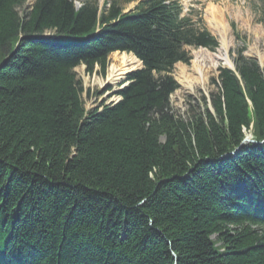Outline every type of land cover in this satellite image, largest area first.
Here are the masks:
<instances>
[{"label": "trees", "instance_id": "trees-1", "mask_svg": "<svg viewBox=\"0 0 264 264\" xmlns=\"http://www.w3.org/2000/svg\"><path fill=\"white\" fill-rule=\"evenodd\" d=\"M25 3L0 0V264H264L257 61L236 49L184 119L173 66L218 45L201 17L177 0ZM113 52L142 67L86 110L74 69L104 75Z\"/></svg>", "mask_w": 264, "mask_h": 264}, {"label": "rangeland", "instance_id": "rangeland-1", "mask_svg": "<svg viewBox=\"0 0 264 264\" xmlns=\"http://www.w3.org/2000/svg\"><path fill=\"white\" fill-rule=\"evenodd\" d=\"M32 1L26 0L25 5L19 9V12L22 13L23 9L28 7ZM80 1L74 0L75 6H78ZM109 1L98 0V5L102 8L103 3ZM118 1L124 11L133 9L137 3L136 0ZM178 1L185 12H189L193 8L200 13L205 27L218 42V46L214 51L205 48H188L189 62L187 64L178 62L173 66L171 75L176 81L178 88L170 95L169 101L174 113L185 119L189 105H196L202 96L208 97L211 92L216 91L217 87L211 82V79L216 80L219 68L227 67L221 56H219L223 53L225 45L226 56L231 63L236 54V49L242 48L246 57L257 61L264 76V0ZM114 53L119 52H113L108 56V65L104 75L99 73L97 67L94 68L92 74H87L83 65H79L74 70L77 78L82 83L83 92L81 98L86 110L99 107L101 104H113L116 102L118 99L116 93L125 84L127 73L141 67L139 62L133 60L130 62L133 69L127 70L120 75V79L116 83L108 82L106 80L108 68L111 65L117 68L123 67L120 63L121 60ZM123 54H126L125 56L128 60L132 56L127 53ZM202 79L205 81L201 84L199 82ZM246 133L248 134L249 132ZM250 137L248 136V138ZM244 143H247V140Z\"/></svg>", "mask_w": 264, "mask_h": 264}, {"label": "bare ground", "instance_id": "bare-ground-1", "mask_svg": "<svg viewBox=\"0 0 264 264\" xmlns=\"http://www.w3.org/2000/svg\"><path fill=\"white\" fill-rule=\"evenodd\" d=\"M221 41H222V39H221ZM222 44H224V43H222ZM223 46V45H222ZM221 46V47H222ZM225 47H226V45L224 46V51H223V53L222 54H220L219 56H221V59H223V61L226 63V65H227V67L229 66V67H231L232 68V63L227 59V56H226V49H225ZM217 54V53H216ZM114 55L116 56V57H118V59H120L121 61H120V63H121V65H123V67H121V68H117V67H115L114 65H111L109 68H108V74H107V77H106V80L108 81V82H110V83H116V81L118 80V79H120V75H122V74H124V72H126L127 70H131V69H133V66H131L130 65V62L131 61H137L136 59H134V57L133 56H131V58H129V60H128V58L125 56L126 54H119V53H114ZM114 56V57H115ZM215 59V58H214ZM138 62V61H137ZM198 73H200V71H198ZM201 75H202V73H201ZM204 81L205 80H201L199 83H204ZM200 84V85H201ZM248 135H251V132H249L246 136H248Z\"/></svg>", "mask_w": 264, "mask_h": 264}, {"label": "water", "instance_id": "water-1", "mask_svg": "<svg viewBox=\"0 0 264 264\" xmlns=\"http://www.w3.org/2000/svg\"><path fill=\"white\" fill-rule=\"evenodd\" d=\"M139 63H140V62H139ZM119 99H120V98H118V99H117V101H118ZM117 101H116V102H117ZM248 136H251V135H248ZM248 136H247V137H245L243 141H246V140H248Z\"/></svg>", "mask_w": 264, "mask_h": 264}]
</instances>
